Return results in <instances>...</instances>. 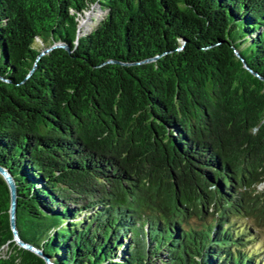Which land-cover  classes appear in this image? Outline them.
Segmentation results:
<instances>
[{
    "label": "trees",
    "instance_id": "trees-1",
    "mask_svg": "<svg viewBox=\"0 0 264 264\" xmlns=\"http://www.w3.org/2000/svg\"><path fill=\"white\" fill-rule=\"evenodd\" d=\"M0 168V264H264V0H0Z\"/></svg>",
    "mask_w": 264,
    "mask_h": 264
},
{
    "label": "water",
    "instance_id": "water-1",
    "mask_svg": "<svg viewBox=\"0 0 264 264\" xmlns=\"http://www.w3.org/2000/svg\"><path fill=\"white\" fill-rule=\"evenodd\" d=\"M46 51H48V49L43 50L42 53ZM0 174L3 176L4 180L6 181L8 188H9V192H10L9 218H10V226L13 232L14 240L17 243V245H19L20 247L28 248V246L19 239L18 234L15 230V225H14L15 224L14 223L15 221V188H14L13 180L11 179V176H9V174L1 168H0Z\"/></svg>",
    "mask_w": 264,
    "mask_h": 264
},
{
    "label": "rangeland",
    "instance_id": "rangeland-1",
    "mask_svg": "<svg viewBox=\"0 0 264 264\" xmlns=\"http://www.w3.org/2000/svg\"><path fill=\"white\" fill-rule=\"evenodd\" d=\"M89 23L88 20L84 21V25L86 26V24ZM257 191H264V182L259 184L258 186H256ZM253 226L255 225V222H252ZM255 227V226H254ZM255 231L257 232L256 234V239L254 240V247L257 248L258 250H260L262 253H264V226L263 227H257L255 228ZM6 252V247H4L1 250V253L4 254Z\"/></svg>",
    "mask_w": 264,
    "mask_h": 264
}]
</instances>
